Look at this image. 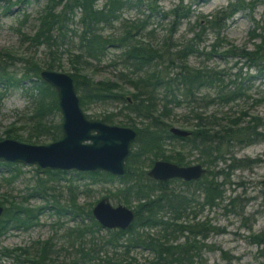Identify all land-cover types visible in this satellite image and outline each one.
<instances>
[{
	"label": "trees",
	"instance_id": "1",
	"mask_svg": "<svg viewBox=\"0 0 264 264\" xmlns=\"http://www.w3.org/2000/svg\"><path fill=\"white\" fill-rule=\"evenodd\" d=\"M132 1L104 0L99 7L98 0H45L38 14L35 32L30 36L22 34L21 40L28 42L30 46L46 44L51 47L57 41L65 42L70 37L76 39V53L68 54L71 57L69 74L79 95L81 108L86 109L93 103H119L117 112L103 113L96 119L136 130V138L126 159L125 174L115 176L105 171L75 174L78 178L93 177L103 183L121 184L122 187L114 190L112 194L124 203H129L132 199L138 201L133 209L135 218L125 230L105 229L108 238L103 239L97 235L104 228L93 218L90 209H84L74 201L65 207L54 203L52 206L59 217L71 215L77 224L64 227V223H61L59 228L63 235L36 242L34 245L37 246L31 247L34 248L31 252L27 248H20L19 253L15 249L2 248L0 255L12 259L13 264H146L139 263L134 257L125 258L134 248L150 253L152 258L147 264H203L202 253L205 249L217 251L221 259L231 264V256L221 246L205 242L210 234L224 233L225 228L207 220L189 219V214H194L195 218L194 208L191 207L194 199L188 197L189 193L192 194L189 190L192 188L193 191L203 194L201 207L212 206L221 201L226 179L219 180L218 174L228 175L234 168L248 167L250 162L259 161L235 158L230 152V146L233 143L251 144L260 139L262 132L258 128H261L262 123L260 118L253 115L243 121L247 113L241 110L237 116H231L229 111L222 112L220 116L217 113H208L206 109L210 104L217 103L220 107H225L243 97V79L240 82L231 81L233 86L229 87L230 82L228 85L223 83L220 75L222 71L193 67L187 59L191 55L202 54L198 49V41L203 31L209 29L216 31V38L210 45L208 56L224 52L223 54L246 58L264 73V35H260L262 44H257L254 50L236 48L232 44H229L230 49L221 50L224 39L219 37L229 18L239 10L253 9L260 0H250V3L233 0L225 8L214 11L209 18L206 17L204 25L196 18L200 30L180 44H176L173 39L177 28L183 20L193 15L190 4L202 0H178L167 11L158 7L159 0H134L136 5L143 4L148 13H142V17L134 20L124 21L118 30L104 33L105 27L119 20L122 10L130 7ZM75 16L80 30L78 33L72 31L73 35H68V24ZM154 16H160L162 20L170 19L168 29L158 42L150 40L155 33V29L149 28ZM261 29L264 31V24ZM111 47L120 51L112 65H120L118 80L121 83L110 79L95 80L83 72L85 64H89L90 60L100 61ZM49 54H53V51ZM14 61L20 62L21 72L17 73L10 65ZM44 68L60 69V60L52 56L40 63L32 55L18 56L10 51L0 50V95L20 87L33 91L29 95L33 108L27 113L26 119L32 133L28 139L21 140L17 129L9 128L5 132V138L34 144L42 137L51 142L60 138L61 122L55 120L60 113L57 95L55 89L40 77V71ZM206 89L217 92L211 96L203 92ZM174 109H182L180 125L189 128V135L186 137H178L169 132L173 125L170 118ZM118 114L122 118L118 119ZM174 140L177 141L176 145L179 142L184 143L178 145L181 148L188 146V151H171ZM191 151L199 155L195 161L188 159ZM158 159L178 165L200 163L207 171L197 180L157 181L147 175V169L142 164L150 167ZM218 163L225 165L220 172L212 169ZM35 169L39 171V168ZM9 170L14 175L13 178L20 174L16 167ZM43 172L53 177L52 174L66 171ZM37 180L38 183L43 181ZM174 180L184 187L170 189L168 183ZM36 194L40 197L47 195L41 190H37ZM21 199L25 200V197ZM235 200L236 198H230L228 204L224 205V211L240 215L243 205L234 204ZM0 205L3 207L0 236L12 220L20 219V224L15 228L26 230L37 223L42 213L41 207L22 208L21 202L3 206L0 200ZM64 236L69 239L68 243L76 251L77 258L58 259L57 243ZM251 238L252 242L262 247L260 252L264 254V228ZM117 240L122 242L117 243ZM107 245L122 251L116 252V258L106 253L103 257L99 256V252Z\"/></svg>",
	"mask_w": 264,
	"mask_h": 264
},
{
	"label": "rangeland",
	"instance_id": "2",
	"mask_svg": "<svg viewBox=\"0 0 264 264\" xmlns=\"http://www.w3.org/2000/svg\"><path fill=\"white\" fill-rule=\"evenodd\" d=\"M103 1L98 0L97 6L100 7ZM177 1L159 0L158 7L163 11H167ZM186 1L191 2V0ZM231 1L233 0H202L195 3L192 2L190 5L193 15L189 19L183 20L178 26L173 38L175 43L180 44L186 38L189 39L193 34L198 33L200 29L195 21L196 18H198L201 25H204L206 17L209 18L214 11L225 8ZM245 2L250 3V0H245ZM44 3L45 0H0V50L10 51L18 56L32 55L40 63H43L44 60H48L52 56L57 57L60 60L61 68L56 71L69 74L71 72L69 59L71 57L68 54L76 53L77 49L74 45L76 39L73 40L70 37L65 42L57 41V44L51 47L46 44L30 46L28 42L21 40L22 34L30 36L35 32L38 25V14ZM134 3L133 0L130 7L124 8L119 20L106 26L104 33L109 34L113 30H118L124 21H131L137 17H142V13H148L143 4L139 3L136 5ZM76 18L77 16L68 24V35H73V32L78 33L80 30ZM168 20L170 19L162 20L160 16H154L151 19L149 28L155 29V33L150 40L155 42L160 40L169 27ZM257 24L259 25L258 27ZM263 24L264 0L257 1L253 9L246 8L237 11L236 14L226 21L225 28L219 35L220 38L224 39V42L221 44V50L230 49L229 44H232L236 48L254 50L257 44H262L260 35H264V31L261 29ZM215 38L216 31L209 29L203 31L198 41V49L202 54L191 55L187 61L191 66L196 68L206 67L222 71L220 75L223 83L228 85V82H230L229 87L233 86L231 81L240 82L243 79L242 91L245 93L243 97L225 107H220L217 103L210 104L206 111L208 113H217L218 116L222 112L228 113L229 111L231 116H237L241 110V112L247 113L243 117V121L248 120L250 115L260 118L262 123L261 128H258V131L262 132L260 139L251 144L233 143V146L229 148L235 158L250 161L257 159L259 161L250 162L248 167L234 168L228 172V175L219 173V180L223 178L226 180L223 186V198L215 205H204L201 207L200 203L202 202L203 194L199 193V191H193L191 188L189 192L192 194L189 193L188 197L194 199L191 207L194 208L195 218L193 217L194 214H189L188 216L189 219L207 220L211 224L225 228L224 233L210 234L205 242L221 246L231 256V264H264V254L260 252L262 247L252 242L251 238L253 234L260 232L264 228V73L263 70H258L257 67L250 64V61L246 58L233 56L229 53L223 54L224 52L212 53L208 56L211 50L210 45ZM50 51H53V54L50 55ZM118 55H120L118 49L113 47L108 48L106 55L100 61L90 60L89 64H85L82 68L83 72L95 80L110 79L119 81L120 65H112V61L116 60ZM10 65L17 73L22 71L19 61H14ZM119 83L121 82L119 81ZM203 92L213 96L217 91L206 89ZM31 93H33L32 90L27 91L20 87L9 90L3 96L0 95V140L5 138V132L9 128H16L17 135L21 137V140L28 139L32 133L26 120L27 113L33 108L32 101L29 98ZM119 108V103L101 102L90 104L86 109L82 110L88 119H96L97 116L103 113L117 112ZM181 112L182 109H174L172 118H170V122L173 124L171 127L188 130V127L180 125ZM117 117L118 119L122 118L120 114ZM55 120L61 122V113L55 117ZM49 142L51 141L42 137L35 144H46ZM172 143L174 146L171 148V151L186 152L189 149L188 146L186 148L178 146L179 144L184 145V143L181 144L179 142L176 145L177 141L175 140ZM166 149H169V147H166ZM198 156V153L191 151L188 159L195 161ZM3 163L0 162V200L3 206L9 205L12 202H21L22 208L24 206L29 208L41 207L42 213L39 215L37 223L26 230L15 228V226L20 224V219L12 220L0 236V250L2 248L7 250L15 249L19 253L20 248H27L31 252L34 249H31V247L37 246L34 245L36 242L44 241L52 236L63 235L62 229L59 228L61 223H64V227L77 224L76 220L71 218V215L70 217L68 215H61L59 217L52 206L54 203L65 207L74 201L76 204L84 207V209H90L91 211L92 207L102 197H108L109 202L113 206L123 204L134 209L138 203L134 199L129 203H124L115 198L112 193L117 188H121V184L103 183L96 181L93 177L78 178L75 172L80 171L62 170L66 172L52 174L53 177H51L43 172L45 169H41L36 165L7 163L12 165L5 166ZM192 164L195 163L193 162ZM223 166L225 165L218 163L212 169L220 172ZM15 167L20 170V174L18 177L13 178L14 175L10 174L9 168L14 169ZM142 167L147 170L149 169L145 163L142 164ZM35 168H39L40 172ZM37 179H42L43 181L38 183ZM168 187L170 189H179L184 186L174 180L168 183ZM37 190H41L47 195L43 197L37 196ZM22 197H25V200H22ZM230 198H236L234 204L243 205L242 214L236 215L224 211V205L228 204ZM243 217H246L245 221ZM106 231L104 228L97 236L103 239L108 238ZM153 231L150 230V232ZM71 239L75 242L74 238ZM182 239L183 237L181 236L180 240ZM68 240L64 236L57 243L59 251L57 257L59 260L77 258V253L70 246ZM116 242L120 243L122 240H117ZM102 251L99 252V256L103 257L106 253L108 256H112V258H116V252L120 253L122 250H117V248L114 249L107 245ZM132 257L138 260L139 263L146 264L152 258L148 251L140 248L131 249L125 255L126 259ZM202 258L204 260L203 264H227V261L221 259L217 251L210 249L203 251ZM0 264H13V261L0 255Z\"/></svg>",
	"mask_w": 264,
	"mask_h": 264
},
{
	"label": "water",
	"instance_id": "3",
	"mask_svg": "<svg viewBox=\"0 0 264 264\" xmlns=\"http://www.w3.org/2000/svg\"><path fill=\"white\" fill-rule=\"evenodd\" d=\"M40 77L56 91L62 134L59 139L46 144L4 138L0 140V162L36 165L45 170L105 171L115 176L124 175L136 130L88 119L68 73L44 68L40 71ZM169 132L178 137L189 135L187 129L179 127H170ZM206 171V167L200 163L178 165L167 160H156L147 175L157 181H191L200 179ZM2 211L0 205V215ZM91 214L105 229L125 230L135 218L133 209L123 204L113 206L108 197L99 199L92 207Z\"/></svg>",
	"mask_w": 264,
	"mask_h": 264
},
{
	"label": "flooded vegetation",
	"instance_id": "4",
	"mask_svg": "<svg viewBox=\"0 0 264 264\" xmlns=\"http://www.w3.org/2000/svg\"><path fill=\"white\" fill-rule=\"evenodd\" d=\"M86 117H87V116H86ZM87 118H88V117H87ZM116 125H117V124H116ZM155 161H156V160H155ZM153 163H154V162H153ZM153 163H152V164H153ZM151 166H152V165H151ZM151 166L149 167V169L151 168ZM149 169H148V170H149ZM148 170H147V171H148Z\"/></svg>",
	"mask_w": 264,
	"mask_h": 264
}]
</instances>
